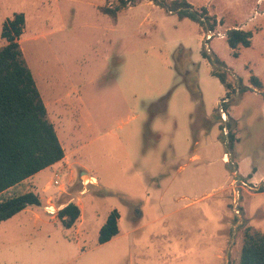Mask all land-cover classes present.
I'll list each match as a JSON object with an SVG mask.
<instances>
[{"label":"rangeland","instance_id":"374dc122","mask_svg":"<svg viewBox=\"0 0 264 264\" xmlns=\"http://www.w3.org/2000/svg\"><path fill=\"white\" fill-rule=\"evenodd\" d=\"M160 1L111 16L113 0H0V47L23 12L21 49L66 150L19 191L38 192L52 222L49 200L83 209L81 233L35 228L26 211L0 223V264H239L245 229L264 232V0H187L182 16ZM202 8L208 41L190 16ZM235 25L253 33L237 56ZM113 209L120 234L100 244Z\"/></svg>","mask_w":264,"mask_h":264},{"label":"trees","instance_id":"16d2710c","mask_svg":"<svg viewBox=\"0 0 264 264\" xmlns=\"http://www.w3.org/2000/svg\"><path fill=\"white\" fill-rule=\"evenodd\" d=\"M137 1L113 0L114 3L103 6L102 10L116 16L118 10ZM171 4L181 16L187 14L191 6L187 0H173ZM190 16L204 22V25L207 23L211 29L215 27V18L208 15L206 8L199 12L190 11ZM25 26V14L15 13L5 20L1 32L7 43L0 47V222L12 218L28 206L42 204L38 192L14 188L65 156V149L54 123L48 117L46 104L21 49L19 40L25 32ZM252 37L250 30L241 28H231L226 34L236 56L240 54V46H251ZM212 74L227 89L231 87L226 70L214 69ZM251 83L256 87L262 86L256 75L251 76ZM190 87L193 92H199L196 82ZM228 95L229 91L226 97ZM260 190L264 188L260 187ZM80 214V207L71 201L59 210L58 218L64 228H71ZM119 218L117 209L109 213L99 230L100 244L119 234ZM239 264H264V232L251 227L245 229Z\"/></svg>","mask_w":264,"mask_h":264},{"label":"crops","instance_id":"0c3cea01","mask_svg":"<svg viewBox=\"0 0 264 264\" xmlns=\"http://www.w3.org/2000/svg\"><path fill=\"white\" fill-rule=\"evenodd\" d=\"M144 1V0H143ZM153 0H150V2H152ZM189 2V1H188ZM190 3V2H189ZM103 7V6H102ZM129 7V6H128ZM131 7V6H130ZM103 13L105 14V15H108L106 12H104L103 11ZM207 24V23H206ZM206 24H205V26H206ZM231 28H241V29H244V30H246L245 28H243L242 26H234V27H230L229 29H231ZM227 34V33H226ZM225 38H226V35L224 36ZM22 39V38H21ZM21 39L19 40L20 41V43H21ZM252 45V44H251ZM42 95V94H41ZM43 97V96H42ZM44 99V98H43ZM44 102H45V104H46V107H47V112H48V117H49V110H48V102L47 101H45L44 100ZM51 120V119H50ZM52 121V120H51ZM53 122V121H52ZM54 126H55V124H54ZM60 141H61V139H60ZM62 143V142H61ZM64 147V146H63ZM64 149H65V147H64ZM66 158V150H65V156H64V158L63 159H61L60 161H58V162H56V163H54L53 165H51V166H49V167H47V168H50V167H56L57 165H59L61 162H63V160ZM47 168H45V169H47ZM44 170V169H43ZM42 171V170H41ZM41 171H39V172H41ZM38 172V173H39ZM38 173H36L34 176H32V177H30L29 179H27V180H25V181H23L21 184H19L18 186H16L15 188H14V190H19L20 188H21V186H22V184H24L26 181H29V180H34L35 178H36V175L38 174ZM93 179H94V181H97V177H95V176H91ZM93 181V182H94ZM11 190H13V189H11ZM34 206H36V205H31V206H28L26 209H24V210H22L21 212H29L30 214H31V216L29 217V220H33V222H34V227L35 228H37V227H40V226H43L44 224H48V223H50V224H54V222L55 223H57V222H59V221H54V222H52V221H49V220H47V219H45V218H43V216H41L40 214H39V212L38 211H36L35 209H33V207ZM64 206V205H63ZM62 206V207H63ZM79 206V205H78ZM80 207V209H81V214H80V216H79V218L77 219V221L75 222V224L72 226V227H74V226H76V224L78 223V226H77V230H76V233H81V231H82V228H81V221H79L81 218H82V211H83V209H82V207L81 206H79ZM20 212V213H21ZM20 213H18V214H20ZM110 213V212H109ZM18 214H16V215H18ZM15 215V216H16ZM109 215V214H108ZM107 215V216H108ZM15 216H13V217H15ZM12 217V218H13ZM107 218V217H106ZM11 219V218H10ZM10 219H8V220H10ZM120 219V218H119ZM8 220H5V221H2V222H0V223H3V222H6V221H8ZM105 221H106V219H105ZM104 224V223H103ZM119 224H120V222H119ZM71 227V228H72ZM101 228V227H100ZM100 230V229H99ZM83 233H84V235H86V232H85V230L83 231ZM120 234V233H119ZM119 234L117 235V236H119ZM115 238H117L116 236L115 237H113L111 240H113V239H115ZM110 240V241H111ZM109 242V241H108ZM107 243V242H106ZM104 244V243H103Z\"/></svg>","mask_w":264,"mask_h":264},{"label":"built area","instance_id":"2783aa9c","mask_svg":"<svg viewBox=\"0 0 264 264\" xmlns=\"http://www.w3.org/2000/svg\"><path fill=\"white\" fill-rule=\"evenodd\" d=\"M213 35H214L213 29L207 27V30L204 31V40L205 41L210 40L213 37ZM223 116H225L224 112H223ZM55 184H59V180L58 179L55 180ZM48 203L49 204H47V206H46L47 212H49L50 214H54L55 216H58V213H59L60 209H58V207H56L55 203H52L50 200H49Z\"/></svg>","mask_w":264,"mask_h":264},{"label":"water","instance_id":"95a60500","mask_svg":"<svg viewBox=\"0 0 264 264\" xmlns=\"http://www.w3.org/2000/svg\"><path fill=\"white\" fill-rule=\"evenodd\" d=\"M83 174H88V172L83 170V171L80 172V175H83Z\"/></svg>","mask_w":264,"mask_h":264}]
</instances>
